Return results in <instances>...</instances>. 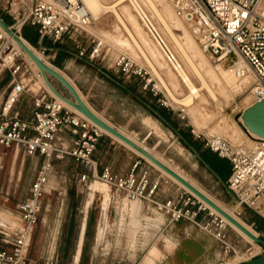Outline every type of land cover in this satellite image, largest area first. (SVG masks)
Masks as SVG:
<instances>
[{"label": "crops", "instance_id": "crops-1", "mask_svg": "<svg viewBox=\"0 0 264 264\" xmlns=\"http://www.w3.org/2000/svg\"><path fill=\"white\" fill-rule=\"evenodd\" d=\"M24 30L31 34L34 45L47 54L48 59L79 90L87 105L102 119L133 138H141V144L153 135L160 137L168 134L175 137L184 149L196 154L200 164L208 170L212 169L211 172L218 176L220 182L227 181L230 173L223 179L209 161V158L219 161L224 159L218 158L208 149L204 150V146L187 134L186 124L180 115L159 99L150 84L144 88L138 76H127L111 65H99L97 60L78 58L75 45L77 36H65L64 39H74V44L72 40L70 46H67L64 41L53 44L46 38H40L31 26H25ZM35 77V82L29 87L12 76L7 66L0 64V109L13 85L20 82L28 87V92L18 97L9 116L31 119L33 99L46 91L44 84ZM131 101L138 104L134 112L131 109L133 105L128 103ZM115 105H120L124 120H118L110 110ZM74 136L73 130L67 127L58 135L57 146L69 149ZM69 159L75 167L72 171L74 179L67 183L66 188L58 187L63 180L53 176L55 163L61 160L54 159L47 170L38 219L27 234V252L21 264H39L51 258L60 264L219 263V243L191 223L170 222L151 203L120 197L110 186V193L116 200L105 203L107 198L104 194L92 189V185L101 181L91 176L99 174L107 166L113 174L119 176L134 167L136 173L147 170L151 178L159 180L160 187L155 198L160 201L181 192L180 186L158 174L159 170H155V167L151 169L132 150L104 134L98 140L90 163L83 164L73 158ZM5 164L6 189L0 188V241L3 248L10 250L26 229L18 208L29 196L31 185L44 165V157L39 154L28 155L23 148L0 146V172ZM82 174L89 176L86 184L79 181ZM21 184L25 187L20 193ZM58 195L63 196L61 201ZM51 198L55 200V207L51 205ZM49 217L53 219L49 221ZM44 223H48L49 228H37ZM143 228H147L146 235L143 234ZM148 237L151 243L144 246ZM33 243H37L38 251L31 257L30 248Z\"/></svg>", "mask_w": 264, "mask_h": 264}, {"label": "built area", "instance_id": "built-area-1", "mask_svg": "<svg viewBox=\"0 0 264 264\" xmlns=\"http://www.w3.org/2000/svg\"><path fill=\"white\" fill-rule=\"evenodd\" d=\"M168 1L176 16L189 23L193 36L212 64L234 66L239 59L245 62L246 71L254 77L253 102L264 100V0ZM0 11L12 22L9 25L11 30L19 33L24 26H31L40 38H46L53 44L62 42L65 36L79 37L87 33L86 28L93 21L81 0H0ZM154 40L158 43L155 37ZM92 42L94 45L87 50L75 41L78 58L92 61L98 57L102 43ZM10 45L11 42L0 32V64L4 66ZM166 58L170 63L174 59L170 53ZM114 64L127 76L140 77L142 74V69L125 55H118ZM8 69L15 76L19 67ZM26 92L28 87L15 83L2 104L0 146L23 148L28 155L39 154L44 157V165L31 185L29 196L18 208L26 229L10 250L3 248L0 241V264H21L25 259L27 234L38 219L51 162L70 157L83 164L90 163L98 140L104 135L96 125L59 104L47 90L33 99L31 119L9 116L18 97ZM67 127L75 136L71 147L63 149L57 146L56 139ZM204 146L218 158L229 162L230 174L225 187L237 206L264 216V139L258 138L254 147L242 149L223 137L211 136ZM91 177L109 185L120 197L151 203L170 222H189L211 236L220 245L218 264H242L264 254V248L258 245L240 253L237 260L239 251L232 240L229 225L183 188L173 197L161 201L156 199L160 183L158 179L151 178L147 170L136 173L134 167L119 176L106 166ZM88 180L87 174L80 175L82 184ZM39 264L60 263L51 258Z\"/></svg>", "mask_w": 264, "mask_h": 264}, {"label": "rangeland", "instance_id": "rangeland-1", "mask_svg": "<svg viewBox=\"0 0 264 264\" xmlns=\"http://www.w3.org/2000/svg\"><path fill=\"white\" fill-rule=\"evenodd\" d=\"M100 1L106 6H111L116 3L117 0ZM137 1L140 3L141 7L151 19L155 27H158L157 29L159 33L161 32L160 34L166 39L170 47L173 49L174 47L169 37L165 32H163L159 22L157 21L149 7L146 5V3L143 0ZM154 2L157 7L165 13L167 19L172 25L175 34L180 39V41L183 43L186 42L184 44L188 46L187 49L190 52H193L195 48L196 51H200L201 53V50L199 49L195 38L191 34L188 25L173 15L169 7L167 6L165 0H154ZM117 15L120 16V18L125 23L126 27L132 32L137 42L140 44L143 51L146 53L150 61L157 69L158 73L160 74L161 78L163 79L171 93L178 99H182L184 96H186L188 93L187 88L184 86L181 79L178 77L176 71L173 70L171 64L169 62L167 63L165 55L162 51H160V47L146 28L141 16L138 12H136L135 8H133V5L130 3L129 0H123L118 5H116L115 12L113 10H105L97 18H93L92 24L86 28L87 33H83L81 37H77L75 41L81 43L87 50H90L91 47L94 45L92 41H100L102 44L99 49V55L96 59H94L97 60V63L99 65H111L113 68H116L114 63L116 61L117 56L120 54L125 55L133 63L137 64L142 69L140 79L143 84H150V86L154 88V91L157 93L159 99H161L162 102L166 106H168V108H170L175 114H179L180 117H183V119L181 120L186 124L185 128L187 129V134L190 135L192 138H195L202 146H204V143L207 138H210L211 136H219L225 138L233 144H236L237 146L239 145V147L241 148L243 147V145L246 144L247 149L253 147L252 145H250V143H247V139L249 136L242 132V129L239 127L238 121L241 112L247 107H249L254 101L252 94L253 83L250 85H246V87H244L241 91L238 92L234 91V89H232L233 86L229 83H227L228 86L223 85L221 79H224L226 76V80H228L229 78V81L231 79H235L233 73L231 74V67L214 65L210 62L209 57L207 55L201 53L200 57L202 58L203 55L202 59L204 61H202L199 56L196 57V61L199 63V65H203L204 63L203 67L201 65L200 67L202 68V71L209 85L212 87V90L214 91L217 99L213 100L209 96V94H206L207 92L201 90L199 97L194 99L195 101H193V104L191 106H185L180 102L176 103L171 98L169 92L163 86L162 82H160L158 76H156V74L152 71L151 66L145 60L142 52L135 46L132 38L129 36L122 22L119 21ZM0 17L6 23H8V25H12V22L8 19L6 15L0 14ZM19 33L23 38L22 30H20ZM186 39L189 40L186 41ZM26 41L32 48H34L40 54V56H42L43 59H45L54 68L58 69L54 66L51 60L48 59L47 54L43 53L41 50H39V48H37L34 44L30 43L28 40ZM63 41L64 45L66 44L67 46H70V41H72L74 44V39L68 38L64 39ZM188 42H190L191 44L189 43L188 45ZM196 51H194L193 54ZM8 55H11L13 58L11 62L6 61ZM177 56L181 60V57L178 54ZM4 63L6 64L5 66H8V68H11L12 66L13 68L17 66L19 67V70L17 71L15 76L18 80H21L24 85H28L29 87H31V84L35 82V75L37 73L36 66H31L25 56L17 53V50L14 49L11 45L10 50L6 53ZM219 67L222 70H218ZM187 71L194 84L196 86H199L200 83L197 77L194 76L189 70ZM116 75L118 76L119 74ZM49 80L53 87L60 94L65 97H69V93L63 88L60 83L50 77ZM38 81L44 84L41 78L38 79ZM224 86L226 89L224 88ZM128 103H130V105H133V107L131 106V109L134 112L136 109H134V107H138V104L134 101ZM110 110L112 111V113L115 114V117L118 120H124V116L122 115V111L120 110V105L110 107ZM154 129L157 130V128ZM135 138L140 142L142 141L141 138L134 137V139ZM143 144L146 146V148H150L154 152V154L163 159L172 168L177 170L184 177H186L188 180L198 186L202 191H204L206 194H208L226 209L233 212L252 230H254L260 238L264 239V216L250 209L238 207L233 196L226 190L225 183L220 182V180L217 178V175L214 176V174L211 172L212 169L208 170L204 165L200 164L198 162V157L196 156V154L191 153L187 149H184L175 137H172L168 134H162L160 137L153 135L148 139L147 142H143ZM205 149L206 148L204 146V150ZM134 154L138 158L141 157L135 152ZM69 158L70 157L59 159L61 161L55 163V174H53V176L58 177V179L61 178L63 180L62 184L58 185V187L66 188L67 183L70 180L74 179V177L72 176V171L75 169V167L74 164L71 163ZM142 160L144 161L145 159L143 158ZM209 161L212 167L218 169V171L220 172V176L223 179L228 176V174L230 173V164L227 160L219 161L215 158H209ZM146 164L151 169H154V167H152L147 161ZM6 167L7 165L5 164L4 169L0 172V188L4 187L5 189V181L7 175ZM157 172L158 174H162L164 178L170 180L175 184L174 181L164 175L160 170ZM23 177V181H25L26 173L23 174ZM24 187V184H21L19 186L20 193L23 192ZM92 189L97 190L101 194H104V196L107 198V201L105 203H110L111 201L116 200V198H113V196L110 194L106 184L102 182H98L96 185H92ZM58 199L61 201V199H63V196L58 195ZM51 202L52 207H55L56 204L53 198H51ZM118 202L119 200L117 199V206ZM51 219H53V217L48 218L49 221ZM258 227H260L261 229L258 230ZM37 228H49V226L48 223H44L42 225H38ZM135 229L136 228H134V230ZM146 231L147 230H143V234L146 235ZM230 231L232 240L236 243L237 249L239 251V254L236 256L237 260L240 257V253H244V251L248 249L256 248L253 244L247 242L232 228L230 229ZM148 243H150V241H145L144 246L145 244L149 245ZM37 251V243H33L30 248L31 257L33 255H36Z\"/></svg>", "mask_w": 264, "mask_h": 264}, {"label": "bare ground", "instance_id": "bare-ground-1", "mask_svg": "<svg viewBox=\"0 0 264 264\" xmlns=\"http://www.w3.org/2000/svg\"><path fill=\"white\" fill-rule=\"evenodd\" d=\"M82 3L84 4L85 8L87 9V11L90 13L92 19L97 18L102 12H104L105 10H113L115 12V6L118 5L121 1L123 0H117L116 3H114L111 6H106L104 5L100 0H81ZM130 3L133 5V8H135L136 12L139 13V15L142 18L143 23L145 24V26L147 27L148 31L150 32V34L153 36V38L155 37V39L157 40V44L160 47V51L163 52V54L165 55H169V53L173 56L174 59L171 60V66L173 67V70L176 71L178 77L181 79L182 83L184 84V86L187 88L188 93L186 96H184L182 99H178L176 98L171 91L169 90V88L167 87V85L165 84V82L163 81V79L161 78L160 74L158 73L157 69L155 68V66L153 65V63L150 61L149 57L146 55V53L143 51L142 47L140 46V44L137 42L136 38L134 37V35L132 34V32L126 27L125 23L123 22V20L120 18V16L117 15L119 21L122 22V24L124 25L125 29L127 30L129 36L132 38L135 46L142 52L145 60L149 63V65L151 66L152 71L156 74V76H158V79H160V82H162L163 86L167 89V91L169 92L171 98L177 103L180 102L181 104L185 105V106H191L193 104V101H195V98L199 97L200 91L204 90L205 92H207L206 94H209V96L213 99L216 100V95L214 93V91L212 90V87L209 85L203 71L202 68L200 67L199 63L196 61V57H200L201 53L205 54L199 43L197 42L200 51H196L195 48L193 50L196 51L194 54L193 52L189 51L187 49V45H185L184 43L186 42H181L180 39L177 37V35L175 34L172 25L170 23V21L167 19L166 15L164 12H162L157 5L155 4L154 0H143L146 5L149 7V9L151 10V12L153 13V15L155 16V18L157 19V21L160 24L161 29L163 30V32H165L167 34V36L169 37L171 43L173 44V49L170 47V45L168 44V42L166 41V39L159 33L158 31V27L156 28L155 25L153 24V22L151 21V19L148 17V15L146 14V12L143 10V8L141 7L140 3L137 0H129ZM167 6L169 7L170 11L173 13V15L176 18H179L178 16H176L174 9L172 7V5L170 4V2L168 0H165ZM166 11V10H164ZM168 11V9H167ZM167 13V12H166ZM116 16V14H115ZM180 20H182L185 24L188 25L189 30L191 32L190 29V25L188 22H186L184 19L179 18ZM135 28V26H134ZM141 29V27H140ZM136 30V29H135ZM0 32L8 39V41L11 42L12 46L14 49L17 50V53L22 54L25 56V58L27 59L28 63L31 66H36L34 64V62L31 60V58L21 49V47L19 46V44L8 34H6V32L4 30H2L0 28ZM17 34L18 31H16ZM163 34V33H162ZM192 34V32H191ZM193 35V34H192ZM194 37V36H193ZM195 38V37H194ZM160 39L162 40V42L164 44H160ZM20 40L38 57L40 58L46 65L50 66L51 68H54L52 65H50L45 59L42 58V56H40V54L34 49L32 48L29 43L21 37L20 35ZM189 39H186V41ZM191 40V39H190ZM192 42V41H191ZM190 42H188L187 44L189 45ZM191 44V43H190ZM197 46V47H198ZM16 47V48H15ZM198 49V50H199ZM177 54L181 57V60L178 58ZM206 55V54H205ZM203 58V55H202ZM200 57V59H202ZM12 56L8 55L7 57V62H11L12 61ZM167 63L168 60L167 58H165ZM198 59V60H200ZM202 61H204L202 59ZM167 65V64H166ZM204 65V63H203ZM203 65H201L203 67ZM231 67V74L233 73L234 76V80L233 81H229L226 80V77L224 79H221V82L223 85L228 86L227 83L231 84L233 86L232 89H234V91L238 92L241 91L244 87H246V85H250L253 83L254 77L251 74L250 71H246L247 69V65L245 64V62H243L241 59H239L236 64L234 66H230ZM37 68V67H36ZM56 69V68H54ZM59 73H61L58 69H56ZM189 70L194 76L197 77V79L199 80V86H196L194 84V82L192 81L188 71ZM211 70V69H210ZM218 70H222L220 67L218 68ZM208 71V70H207ZM229 71V70H228ZM36 76L37 78H41L43 83L45 84L40 72L38 71V69L36 70ZM227 72V71H226ZM241 72H243V74H241ZM175 73V72H174ZM210 73V71H209ZM62 74V73H61ZM229 74V73H228ZM67 80L68 78L62 74ZM227 75V74H226ZM48 76V75H47ZM230 77V75H229ZM49 79V76H48ZM69 81V80H68ZM70 82V81H69ZM71 83V82H70ZM72 84V83H71ZM73 85V84H72ZM224 86V88H225ZM45 89H47V91L57 99L58 103L71 109L73 112H75L80 118L86 119L89 122L93 123L92 121H90L88 118H86L82 113H80L79 111H77L76 109L72 108L70 105H68L66 102H64L63 100L57 98L56 96H54V94L48 89V87L45 84ZM73 87L76 89V91L78 92V94L80 95V97L82 98V100L84 101L83 96L80 94L79 90L73 85ZM226 89V88H225ZM85 102V101H84ZM86 103V102H85ZM87 105V103H86ZM88 106V105H87ZM89 107V106H88ZM90 108V107H89ZM91 109V108H90ZM92 110V109H91ZM245 110V109H244ZM243 110V111H244ZM93 111V110H92ZM242 111V112H243ZM241 112V113H242ZM95 113V112H94ZM96 114V113H95ZM241 115V114H240ZM100 117V116H99ZM101 118V117H100ZM239 121V127H240V123L242 122L241 116L238 119ZM107 122V121H106ZM109 123V122H108ZM94 124V123H93ZM110 124V123H109ZM95 125V124H94ZM111 125V124H110ZM98 127V126H97ZM100 129L101 132H103L104 134L109 135L111 138H113L114 140H117L118 142H121L122 144H124L126 147H128L129 149H131L132 151H134L135 153H137L138 155H140L136 150H134L133 148L129 147L127 144L123 143L122 141H120L119 139H117L116 137H114L113 135L109 134L107 131H105L104 129L98 127ZM241 128V127H240ZM242 129V128H241ZM122 134H124L125 136H127L129 139H131L132 141L136 142L138 145L144 147L146 150H148L152 155H154L156 158H158L160 161H162L164 164H166L168 167H170L172 170H174L176 173H178L180 176H182L185 180H187L189 183H191L193 186H195L199 191H201L204 195H206L210 200H212L216 205H218L220 208H222L225 212H227L231 217H233L238 223H240L243 227H245L247 230H249L252 234L258 236V234L252 230L246 223H244L239 217H237L233 212L229 211L228 209H226L224 206H222L220 203H218L216 200H214L212 197H210L208 194H206L204 191H202L198 186H196L194 183H192L190 180H188L186 177H184L181 173H179L177 170H175L174 168H172L168 163H166L163 159H161L160 157H158L156 154L152 153L148 148H146L143 144H141V142L137 141L136 139L132 138L131 136H129L127 133L120 131ZM243 133L247 134L249 137L247 139V143H250V145H252L253 147L256 145L258 137H256L254 134L252 133H246L244 130H242ZM230 142V141H229ZM231 143V142H230ZM243 143V142H242ZM246 143V142H245ZM233 144V143H232ZM236 145V144H234ZM247 145V144H246ZM243 145L242 149H247V146ZM239 146V145H238ZM142 158H144L142 155H140ZM148 163H150L153 167H155L156 169L160 170L164 175H166L168 178H170L172 181H174L176 184H178L180 187H182L183 189H185L187 192H189L190 194H192L194 197H196L201 203H203V205L208 208L211 212L217 214L218 216H220L212 207H210L208 204H206L204 201H202L200 198H198L197 196H195L193 193H191L187 188H185L182 184H180L178 181H176L173 177H171L170 175H168L167 173H165L164 171H162L160 168H158L156 165H154L152 162H150L148 159L144 158ZM109 189L110 192V188L109 185H106ZM111 194V193H110ZM112 195V194H111ZM224 222H226L235 232H237L240 236H242L247 242L253 244L256 248H257V244L254 243L252 241V239H250L246 234H244L240 229H238L236 226H234L233 224H231L228 220H226L224 217L220 216ZM159 230V228H157ZM142 230H147V228H143ZM154 230V229H153ZM156 231V230H155ZM154 232V231H153ZM148 233H150L148 231ZM157 233V232H156ZM147 234V231H146ZM153 234V233H152ZM157 235V234H156ZM153 237V236H152ZM172 239V238H171ZM146 241H151L148 237V239ZM166 242V241H165ZM168 242V241H167ZM171 242V241H170ZM169 242V243H170ZM151 243V242H150ZM171 245V243H170ZM170 247V246H169ZM171 248V247H170ZM173 250V249H172ZM171 251V250H170ZM239 257V256H238Z\"/></svg>", "mask_w": 264, "mask_h": 264}, {"label": "water", "instance_id": "water-1", "mask_svg": "<svg viewBox=\"0 0 264 264\" xmlns=\"http://www.w3.org/2000/svg\"><path fill=\"white\" fill-rule=\"evenodd\" d=\"M0 28L6 32L9 36H11L21 47V49L31 58V60L36 65L38 71L40 72L46 86L48 89L56 96L57 98L63 100L72 108L76 109L80 113H82L86 118L92 121L96 126L104 129L109 134L113 135L123 143L127 144L129 147L136 150L140 155L144 158L148 159L162 171L173 177L176 181L182 184L185 188H187L191 193L200 198L210 207H212L220 216L224 217L231 224L240 229L244 234H246L254 243L260 245L264 248V239L260 238L252 234L249 230L243 227L240 223H238L233 217H231L227 212H225L222 208L216 205L212 200H210L206 195H204L201 191H199L195 186L185 180L182 176L152 155L148 150L144 147L138 145L136 142L129 139L127 136L122 134L118 129L110 125L104 119L100 118L97 114L94 113L82 100L76 89L73 85L56 69L51 68L46 65L40 58H38L21 40L20 34H17L16 31L11 30L8 23H6L0 17ZM53 78L58 83H60L63 88L69 93V97H65L60 94L51 84L48 76ZM242 122L240 123V127L246 133H252L259 139H264V100H258L253 102L249 107H247L241 113ZM242 264H264V254L251 259L250 261L244 262Z\"/></svg>", "mask_w": 264, "mask_h": 264}, {"label": "trees", "instance_id": "trees-1", "mask_svg": "<svg viewBox=\"0 0 264 264\" xmlns=\"http://www.w3.org/2000/svg\"><path fill=\"white\" fill-rule=\"evenodd\" d=\"M25 27V26H24ZM24 27L22 28V36L23 38H25L26 40H28L30 43L34 44L33 38L30 36L31 34L26 32L24 30ZM261 229L260 227H258V230Z\"/></svg>", "mask_w": 264, "mask_h": 264}]
</instances>
